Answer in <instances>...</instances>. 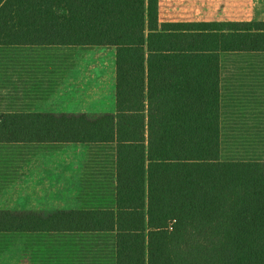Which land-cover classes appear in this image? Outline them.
Returning <instances> with one entry per match:
<instances>
[{"label":"trees","instance_id":"trees-1","mask_svg":"<svg viewBox=\"0 0 264 264\" xmlns=\"http://www.w3.org/2000/svg\"><path fill=\"white\" fill-rule=\"evenodd\" d=\"M56 45L116 48V112L0 113V191L35 145L101 143L115 147V203L0 208V233L114 232L108 264H264V159H246L264 21L161 22L159 0H0L1 57Z\"/></svg>","mask_w":264,"mask_h":264},{"label":"crops","instance_id":"crops-1","mask_svg":"<svg viewBox=\"0 0 264 264\" xmlns=\"http://www.w3.org/2000/svg\"><path fill=\"white\" fill-rule=\"evenodd\" d=\"M159 18L161 22L264 21V0H159ZM49 47L46 51L45 109L43 111H33L35 110L33 107L19 109V106L23 104V97L16 93L15 104L18 108L15 111L90 115L116 112L115 47L61 45ZM75 48L85 49L81 50V52L84 51L81 57L80 54L76 55ZM33 66L34 57L30 56L26 65L15 67L16 78L22 80L23 74ZM73 71L76 77L81 76L82 88L71 84L70 77ZM52 163L56 164V160ZM110 181L113 189V205L111 206L113 207L116 191L115 175ZM15 182L17 179L8 187L10 188ZM8 187L4 191L9 189ZM15 193V196L19 194L16 191ZM78 197L76 195L71 201L78 202ZM73 209L89 208L76 206ZM89 233H110L112 241L103 244L93 241L85 242L86 238L76 236ZM72 234L75 238L71 237L69 241H64V237L53 232V236L47 241L37 242L32 239L42 237L44 234L0 233V264H108V259L115 249L116 234L114 232Z\"/></svg>","mask_w":264,"mask_h":264},{"label":"rangeland","instance_id":"rangeland-1","mask_svg":"<svg viewBox=\"0 0 264 264\" xmlns=\"http://www.w3.org/2000/svg\"><path fill=\"white\" fill-rule=\"evenodd\" d=\"M50 47H22L14 48L8 57H1L7 47H0V113L15 111L16 93L23 97V104L19 109L33 107V111L45 109L47 70L46 51ZM17 49V50H16ZM110 49V48H109ZM76 55L84 53L81 48H75ZM16 53V54H15ZM34 57V66L23 74L22 80L16 78L15 67L26 65L28 57ZM235 72L240 76L238 64L240 57L237 55ZM233 68L228 70L225 83L235 87L238 78L234 76ZM71 84L82 88L81 76L76 77L74 71L70 77ZM264 79V78H263ZM261 87L263 86L262 81ZM230 88L225 93V102L228 104ZM264 88V87H262ZM19 111V110H17ZM256 126L252 128V145L248 148L247 160L264 159V116L254 117ZM67 143L59 145H35L31 149L24 165L20 168L17 182L9 189L0 191V207L4 209H33L50 212L60 208L69 209L76 206L86 208L111 207L113 205V189L110 179L115 175V148L110 144L101 143ZM62 150V151H61ZM56 160V164L52 162ZM7 165L15 162L6 161ZM18 174V175H19ZM16 181V180H15ZM21 192H20V191ZM15 191L17 196H15ZM78 191L79 193H77ZM81 191V193H80ZM78 195L79 201H71ZM36 237L32 241H47L53 233ZM64 237V241L75 235L69 232H56ZM86 238L85 242L106 243L112 241L110 233H89L76 235ZM66 237L68 239H66ZM97 237L96 239H92ZM82 241V239H80Z\"/></svg>","mask_w":264,"mask_h":264}]
</instances>
